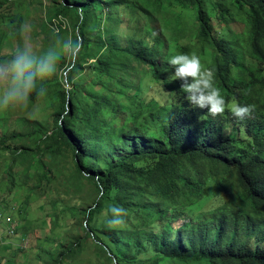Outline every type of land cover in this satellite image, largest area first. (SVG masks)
<instances>
[{
	"label": "trees",
	"instance_id": "obj_1",
	"mask_svg": "<svg viewBox=\"0 0 264 264\" xmlns=\"http://www.w3.org/2000/svg\"><path fill=\"white\" fill-rule=\"evenodd\" d=\"M53 15L57 36H68L66 19L77 31L45 57L53 67L72 47L69 87L53 85L52 71L36 73L29 94L43 91L58 106L54 127L35 143L3 133L0 150L28 189L35 158L70 150L78 178L67 195L84 181L93 193L86 204L50 200L59 219H82L83 236L41 248L42 263L264 264V0H62ZM10 22L20 38L22 16ZM177 53L199 56L226 106L254 105L252 115L192 108L167 63ZM147 78L168 89L163 100L143 96ZM113 205L128 213L118 228L106 223ZM89 241L105 261L86 258Z\"/></svg>",
	"mask_w": 264,
	"mask_h": 264
},
{
	"label": "rangeland",
	"instance_id": "obj_2",
	"mask_svg": "<svg viewBox=\"0 0 264 264\" xmlns=\"http://www.w3.org/2000/svg\"><path fill=\"white\" fill-rule=\"evenodd\" d=\"M60 1L62 0H8L0 10V64L17 55H26L33 65H36L46 59L47 51L53 44H70L77 31L69 19L65 20L68 36H57L54 31H57L58 21L53 13ZM15 16L23 18L20 38L15 36L10 22ZM214 22L218 26V22ZM229 27L238 32L242 30L243 25L240 21H233L229 23ZM98 30V27L94 28L95 33ZM71 51L72 47L66 55V61L63 60L65 52L62 51V55L54 63L52 74L56 79L53 85L69 87L64 71ZM37 85L35 84L32 90H36ZM6 91L7 87L0 85V135L18 134L27 143L31 142L32 137L33 143L40 141L44 132L53 129L58 106L52 105L50 98L41 94L43 91L36 93L33 99L30 98L32 94L28 93L26 99L10 101L4 106ZM167 92L168 89L159 82L149 78L144 80L143 96H153L161 101ZM226 131H232L231 126ZM45 145V142L40 143V153ZM12 163L13 156L0 150V210L8 212L17 225L16 235L6 236L5 242L0 245V264H43L39 256L41 248L50 247L57 242L70 243L75 241L76 236H83L80 228L82 219L77 218L73 222L70 216L59 219L55 216L56 211L50 200H62L63 204L72 205L73 197H76L86 204L91 201L88 198L93 193V188L84 181L80 186L82 191L78 195H67L68 187L75 188L78 174L74 166V156L65 148H61L58 153L46 151L29 164V189L20 186L19 181L25 173L18 171L19 164L16 161L13 163V169L9 168ZM46 172L49 176L45 178ZM34 185H37L38 189H33ZM209 186L212 195L216 197L217 187L213 182H210ZM50 188L52 191H49ZM212 204L215 205L216 201ZM208 206L210 205L206 204L204 208ZM23 240L29 241L27 247H21ZM87 244L86 258L96 259L100 256L105 261L104 257L96 252L91 241Z\"/></svg>",
	"mask_w": 264,
	"mask_h": 264
},
{
	"label": "clouds",
	"instance_id": "obj_3",
	"mask_svg": "<svg viewBox=\"0 0 264 264\" xmlns=\"http://www.w3.org/2000/svg\"><path fill=\"white\" fill-rule=\"evenodd\" d=\"M49 59L41 61L36 68L26 55H17L10 61L0 64V85L7 87L3 99L4 106H7L10 101L26 99L35 85L36 73L44 74L52 71ZM167 63L171 68L173 81L179 82L184 99L192 108L206 110L208 115L216 117L222 116L227 107L231 115L238 120L250 117L255 111L254 105H241L235 101L230 106H226L225 97L215 85L214 73L203 66L200 57L196 54L177 53L170 56ZM3 212L9 214L5 210ZM127 214V210L122 206H110L105 212L107 226L109 228L122 226L126 222ZM6 236L13 237L5 234L2 243L5 242ZM25 241L28 240H23L21 247H27L24 246Z\"/></svg>",
	"mask_w": 264,
	"mask_h": 264
},
{
	"label": "built area",
	"instance_id": "obj_4",
	"mask_svg": "<svg viewBox=\"0 0 264 264\" xmlns=\"http://www.w3.org/2000/svg\"><path fill=\"white\" fill-rule=\"evenodd\" d=\"M16 232V224L11 215L0 211V244L3 242L4 235L13 236ZM25 241L24 246H27Z\"/></svg>",
	"mask_w": 264,
	"mask_h": 264
},
{
	"label": "bare ground",
	"instance_id": "obj_5",
	"mask_svg": "<svg viewBox=\"0 0 264 264\" xmlns=\"http://www.w3.org/2000/svg\"><path fill=\"white\" fill-rule=\"evenodd\" d=\"M147 8V7H146Z\"/></svg>",
	"mask_w": 264,
	"mask_h": 264
}]
</instances>
